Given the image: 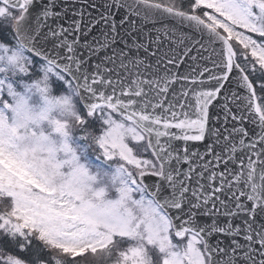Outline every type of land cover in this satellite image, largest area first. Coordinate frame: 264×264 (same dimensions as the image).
I'll return each mask as SVG.
<instances>
[{
    "label": "snow or ice",
    "instance_id": "snow-or-ice-1",
    "mask_svg": "<svg viewBox=\"0 0 264 264\" xmlns=\"http://www.w3.org/2000/svg\"><path fill=\"white\" fill-rule=\"evenodd\" d=\"M0 264H264V0H0Z\"/></svg>",
    "mask_w": 264,
    "mask_h": 264
}]
</instances>
